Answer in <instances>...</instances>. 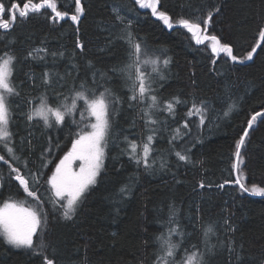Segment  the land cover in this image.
Wrapping results in <instances>:
<instances>
[{"label":"trees","instance_id":"obj_1","mask_svg":"<svg viewBox=\"0 0 264 264\" xmlns=\"http://www.w3.org/2000/svg\"><path fill=\"white\" fill-rule=\"evenodd\" d=\"M0 2L7 10L23 0ZM56 2L60 11L75 13L74 0ZM81 3L84 13L78 24L67 17L54 22L46 18L51 15L46 10V15L18 19L8 32L0 29V56L7 53L16 58L11 79L19 95L10 98V130L11 146L20 159H11L2 147L0 155L29 178L31 190L48 213L39 234L43 253L15 248L0 237V264H45L44 256L54 264H155L160 251L157 236L177 226L184 234L182 242L173 236L174 242H180L177 264L193 246L204 253L205 264H264V197L243 192L235 182L239 175L249 189L264 187V43L250 62L233 63L224 54L217 57L207 44H197L178 24L179 18H206L209 10L218 7L207 33L244 58L264 28V0H160L158 10L178 25L171 30L134 0ZM129 33L142 49L170 61L167 67L161 63L159 74H152V94L160 101L173 97L181 101L171 114L154 110V125L145 122L142 109L147 104L134 101L129 106L130 92L124 86L128 82L117 71L128 63ZM37 49L46 51L37 54ZM81 83L97 92L111 89L119 103L97 182L73 218L66 220L62 209L49 202L50 186L45 181L86 120L81 121L77 113L75 123L66 116L63 125L53 120L54 126L46 128L40 118L29 121L27 115L41 96H47L53 107L65 98L70 103ZM193 101L207 107L203 124L198 116L188 115ZM78 103L82 111L83 102ZM230 104L236 107L225 116ZM256 113L261 115L248 129ZM245 130L243 164L237 170L234 153ZM149 134H153V151L151 167L146 169L130 159L128 141L140 145ZM176 152L186 154L188 161H180ZM35 176L40 177L38 183H32ZM0 178V204L11 199L35 206L36 199L23 192L3 162ZM170 210L176 212L172 224L168 223ZM209 224L214 234L205 241L203 232ZM38 243L34 237V247Z\"/></svg>","mask_w":264,"mask_h":264},{"label":"snow or ice","instance_id":"obj_2","mask_svg":"<svg viewBox=\"0 0 264 264\" xmlns=\"http://www.w3.org/2000/svg\"><path fill=\"white\" fill-rule=\"evenodd\" d=\"M134 2L141 9H150V14L162 22L167 29L171 30L175 27L172 17L166 12L158 10L160 0H134ZM74 4L75 13L70 15L66 11L59 10L56 0H23L22 5L21 3L14 2L7 10L4 3L0 2V29L8 32L16 26L18 19L22 21L33 15H46V10H50L51 13L46 18H50L54 22L64 21L67 17L74 24H78L80 17L84 13V6L81 0H74ZM6 11L8 15L7 19L4 18ZM214 12L218 13L219 8L216 7L214 11L209 10L206 18H197L196 21L179 18L178 24L192 34L197 44H202L205 40L210 41L211 51L217 57L224 54L225 59L240 64L251 61L257 48H260L261 43H264V28H261L258 32V41L255 47L248 52L246 57L240 58L233 54V49L230 45L222 43L215 35H207V27L212 23ZM117 19L122 18L117 15ZM201 24L205 26L204 29L201 28ZM127 43L129 45L128 63L117 71L121 72L123 79L128 82L124 86L130 92L128 97L129 106L134 101L147 104V107L142 109L145 117H147L145 122L147 125H154L157 123L152 118L154 110L166 111L171 114L174 112L176 104L181 103L177 97H173L167 101H160L155 94H152L155 91L151 88L152 74H159L161 63L167 67L170 61L168 59L161 61L160 57L153 56L148 49H142L141 43L133 40L131 33L127 36ZM78 47L82 49L83 45H78ZM35 51L38 54L41 51H46V49H37ZM32 55L33 53L30 52L29 56ZM15 59L14 56L7 53L4 56H0V147L6 151L11 159L19 160L20 158L15 154V150L11 146L12 132L10 130V121L12 119L10 98L19 95L11 79ZM212 62L215 63V60ZM160 79H164L162 74L160 75ZM48 82L47 74H45V83ZM80 89L74 91L70 103L66 102L67 98H65V100H61L55 107L49 105L47 96H41L39 105L27 115L29 121L37 117L40 118L46 128L54 126L53 120L56 125H63L66 116L72 117V123H75L77 113L81 121H84L86 116L88 117V122L83 124L80 132L76 134V138L71 142V149L54 166V171L45 181L50 186L49 191L52 199L49 202L54 207L62 209L63 218L66 220L73 218L79 205L82 203V198L97 182V177L103 168L105 150L108 146L111 133V120L115 115L116 107L119 103V97L107 87L103 91L97 92L96 90L87 89L81 83ZM79 101L83 102L82 111H78L80 108ZM235 107V104L228 105L224 115H230ZM206 111L207 107L204 102L197 105L193 101L188 115L198 116L199 124H203L205 120L204 113ZM260 115V113H256V115L251 117L248 121V129L253 127L257 116ZM184 127L187 128V123H185ZM150 131L154 133V129H150ZM247 136L248 131L245 130L236 144L234 169L239 170L243 164L241 149L245 144ZM125 140L127 141V137H125ZM152 143L153 134L147 135L145 142H142L140 145L135 141H128V149H130L128 155L137 166L143 164L146 169L151 167L149 157L153 151ZM138 149H140L139 152ZM175 155L180 161H188L189 159L186 154H182L181 152H176ZM76 161H80L78 170H74L73 168V164ZM0 162L8 165L10 175H13L14 179L18 181V186L22 188L23 192L28 197L36 199L35 206L31 207H25L23 202H16L11 199L0 206V237L8 245L15 248L32 249L37 254H42L45 245L43 237L39 236V234L47 223L46 217L48 215L43 208V202L36 196V192L31 190L29 178L22 174L19 168L12 167L3 155H0ZM24 167H27L26 162L24 163ZM39 178V176L33 177L32 183H38ZM235 182L243 192H251L254 195L264 196V187L253 186L249 189L241 182L239 175L236 177ZM223 186V184L220 185V187ZM0 187H3L2 183H0ZM200 187H204L203 183L200 184ZM121 191L123 192L125 189L122 188ZM175 217L176 212L170 210L168 223L172 224ZM209 234H214V226L212 224H209L204 229L203 236L205 241H207ZM183 235L177 226L175 228L170 227L167 230V235L161 233L157 236L156 239L159 243L160 251L157 254L155 264H177L175 254L180 247V242L183 240ZM173 236H177L180 242H174ZM34 237L39 238V243L35 247ZM44 260L45 264H54V261L48 259L47 256H44ZM179 264H205L204 253L193 246L191 253L185 250Z\"/></svg>","mask_w":264,"mask_h":264},{"label":"rangeland","instance_id":"obj_3","mask_svg":"<svg viewBox=\"0 0 264 264\" xmlns=\"http://www.w3.org/2000/svg\"><path fill=\"white\" fill-rule=\"evenodd\" d=\"M202 29H204V28L202 27ZM191 35H192V34H191ZM207 35L210 36L208 33H207ZM201 38L203 39V37H201ZM195 41H196V40H195ZM204 43L207 44V45L210 47V49H211V43H210V41L205 40ZM204 43H202V44H204ZM85 120H86L85 123H87V122H88V117H87V116L85 117ZM70 149H71V148H70ZM65 154H66V153H65ZM65 154H64V155H65ZM64 155H63V156H64ZM63 156H62L60 159H62ZM60 159H59V160H60ZM59 160H58L57 163H59ZM57 163H56V164H57ZM79 164H80V161H76V162L73 164V168H74V170H78V166H79ZM53 171H54V170H53ZM2 205H3V203L0 204V206H2ZM25 207H26V206H25Z\"/></svg>","mask_w":264,"mask_h":264},{"label":"water","instance_id":"obj_4","mask_svg":"<svg viewBox=\"0 0 264 264\" xmlns=\"http://www.w3.org/2000/svg\"><path fill=\"white\" fill-rule=\"evenodd\" d=\"M176 26H178V25H175V27ZM201 28H202V26H201ZM253 57H254V55H253ZM248 62H250V61H246L245 63H248ZM224 185V184H223ZM252 195H254V194H252ZM254 196H257V197H264V196H260V195H254Z\"/></svg>","mask_w":264,"mask_h":264}]
</instances>
